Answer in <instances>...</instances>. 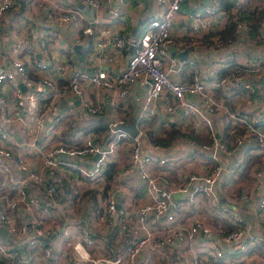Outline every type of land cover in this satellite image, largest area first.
I'll use <instances>...</instances> for the list:
<instances>
[{"label":"built area","instance_id":"1","mask_svg":"<svg viewBox=\"0 0 264 264\" xmlns=\"http://www.w3.org/2000/svg\"><path fill=\"white\" fill-rule=\"evenodd\" d=\"M154 1L157 12L142 22L138 34L101 26L96 51H90L93 23L100 21L94 11L115 0H67L66 5L46 7L47 13L38 17L46 26L39 30L30 24L26 36L15 37L14 57L6 66L5 18L20 0H0V264H237L229 251L249 255L259 244L264 257V232H252L241 212L222 209L217 188L222 154H239L234 151L243 145L264 148V92L257 94L253 79L258 75H251L264 71V48L245 61L238 52L226 51L229 45L239 48L236 38L249 35L244 11L254 12L264 27V3L234 0L226 8L211 0L212 6L192 13L185 20L187 28L177 34V12L187 0ZM188 1L199 5L202 0ZM79 2L90 13H83ZM113 14L123 16L118 9ZM66 23L81 26L77 38L84 51L57 59L56 45ZM115 45L133 47L120 70L114 67V53L103 51ZM183 50L189 54L180 56ZM209 50L217 56L203 53ZM195 61L199 63L189 67ZM5 84L12 86L13 97ZM135 84L146 85L137 117L130 106ZM99 87L105 91L101 99L87 97L88 89ZM64 100L69 105L63 108ZM223 114L232 133L226 139L216 126ZM102 115L109 117L102 129L75 127L86 117ZM151 117H156L153 130L142 124ZM132 119L135 134L124 127ZM174 130L184 146L192 145L185 151L188 156L202 150L213 165L204 168L201 155L194 163L169 153L176 141L166 138ZM197 134L207 137L197 142ZM244 162L232 159L229 173H237ZM176 165L174 177L170 168ZM255 176L260 183L264 171ZM139 179L144 200L128 207L124 191L139 187ZM253 181L250 188L258 183L256 177ZM251 195L249 189L243 197L249 200ZM258 207L264 212V194ZM219 210L231 220L230 227H211L204 218ZM213 230L230 246L207 245L206 233ZM78 244L81 252L75 251Z\"/></svg>","mask_w":264,"mask_h":264},{"label":"crops","instance_id":"2","mask_svg":"<svg viewBox=\"0 0 264 264\" xmlns=\"http://www.w3.org/2000/svg\"><path fill=\"white\" fill-rule=\"evenodd\" d=\"M25 3H23V0H20L19 5L13 9L10 14L5 18V24H4V30L2 33V40H3V63L6 66H10L11 59L14 57V51L12 50V41L15 37H23L26 36L25 30L28 28L30 24H34V26L38 27L39 30L43 29L46 25H42V19L38 18L42 13H47L46 7H52L60 5H66L67 0H34L31 3L24 0ZM253 2H258L261 5L264 3V0H252ZM211 0H202L199 5H195L192 1H184L181 3L180 10L177 12L179 13L175 23H174V31L177 34L183 33V30L187 28V21L191 19L192 13H197L204 11L207 6H212ZM220 4L226 8L230 7L233 3H231V0H221ZM79 5L81 6V10L83 13H90L87 11V8H84V4L82 2H79ZM38 6V7H37ZM114 6V8H112ZM114 9H118V11L123 15L121 18L116 17L113 14ZM100 16V21L93 23V29L94 33L91 34L92 43L90 45V51H96V40L95 36L100 33L101 26L106 25L108 27H111L113 29H116L120 31L123 34H138L142 22H144L149 16L154 15L157 12L156 3L154 0H115L113 5H110V7H100L94 11ZM31 13H36L34 15V19L31 18ZM40 13V14H38ZM93 13V11H91ZM250 14V13H245ZM88 19V16H87ZM141 19V22L139 23V20ZM254 19H250V21H253ZM186 22V23H185ZM257 26L253 27L251 26L249 35L247 37H238L236 38V42L240 43V47L238 48L237 45H229L226 49L227 53L230 54L232 52H238L240 55L241 61H245L247 58V55L250 53H256V51H259L264 48V46H261L264 44V27L261 26L256 20ZM59 24V23H57ZM138 26V29L136 33H134L135 27ZM63 28V38L58 41L57 50H56V58L57 59H67L72 52H82L84 51V48L82 47V44L77 38V35H82V29L81 26H77L75 23H66L65 26H62ZM229 30V29H228ZM227 30V31H228ZM78 35V36H79ZM37 38V37H36ZM81 44L80 48L76 49V44ZM92 49V50H91ZM133 47L129 49H123L115 46L105 47L103 48V51H110L113 52L116 61L114 64V67L117 68V70H120L122 67H124L126 63V59L132 51ZM87 50V49H85ZM186 55L189 54L187 50ZM182 52V51H181ZM206 56L210 55L211 57L217 56V53L214 50L204 51L203 52ZM200 56L203 58L202 51H200ZM38 55L41 58H45V53H38ZM78 54H76L77 56ZM185 55V56H186ZM190 56V55H189ZM199 63L195 61L193 62L189 67H195L194 65H197ZM113 66L112 64H110ZM91 67V65H89ZM29 70L32 71L33 67L28 66ZM226 70H229L227 68ZM56 73V70H54ZM257 74L258 78L256 80L253 79L254 82L258 83V89L257 94H261L264 92V71L262 73L252 72L251 75ZM5 91L9 94V96L13 97L12 94V86L9 84L4 85ZM146 89V85L142 86L140 84H135L134 87L131 89L130 96L133 98V101L131 103V108L134 109L133 117L138 116L139 111V102L140 99ZM104 89L103 88H94V89H88L87 90V97L91 98L94 101H97L101 99L104 96ZM224 94V93H222ZM221 94V95H222ZM71 100V99H70ZM75 103L74 104H80L79 99L73 98L72 99ZM66 102V103H64ZM69 102L67 100H64L62 102V107L68 106ZM232 107H236V104H233ZM111 107L109 105V102L107 101V109L109 110ZM121 112V108L119 109ZM226 115H221L218 117L216 121V126L218 130V134L221 135L222 138H229L232 133L230 131V124L226 123L224 121ZM109 117L102 115V117L95 119L93 116L86 117L79 121L76 128L83 129L84 131H89L91 129H102ZM134 120V119H132ZM131 120V121H132ZM130 121V122H131ZM136 121V120H135ZM143 125L146 127H150V129L156 127V117H151L147 119L146 121L142 122ZM241 124H238L240 127ZM73 134L72 132H70ZM67 134V133H66ZM154 134V133H153ZM172 133H170L169 136H167L166 140L168 139V142L170 141H176L175 145L169 147V153H177L180 155H184L187 159H191L195 162H197V159L201 156L205 157V163L204 168H208L213 165L214 160L210 158L209 156H206V154L201 150L199 151L198 157H194L196 155L191 154V157L188 156L189 153H186V150H190L192 147L189 145H185L181 142L179 139V134L177 133V130L175 131V135L171 136ZM68 135V134H67ZM67 135H65L67 137ZM155 135V134H154ZM198 135V134H197ZM201 135V134H200ZM207 137L206 135L201 136L200 139H204ZM72 138V137H71ZM25 142H23L22 145H20L17 149L19 151H22V147L25 146ZM254 145H243L241 148H237L234 152H238L239 154H222L221 163L223 165V171L221 174V177L217 183V188L221 190V207L222 209L226 206V208H230L231 211H238L241 212L243 215H245L251 223L252 232H255L257 234L264 232V212L259 210L258 202L261 194H264V179L260 181L259 178L255 176V173L257 170H263L264 171V148L258 149L253 148ZM260 150V152H258ZM188 156V157H187ZM194 158V159H192ZM245 159L246 164L245 166L239 170L235 174H231L228 171V167L230 164V161L233 159ZM194 168H198L197 165L194 166ZM179 167L172 166L170 168L171 173L174 177H176L178 173ZM257 179L258 183L254 188H250L249 185H253V180ZM144 182L139 179V187L138 186H130L127 187L124 191V198L125 201H127L128 207L132 206L136 202H141L144 200L143 194H144ZM252 190V195L249 200L245 199L244 193L247 190ZM229 193V195H228ZM232 195H235L239 197V201L236 198L231 197ZM175 196L181 198L183 196V193L181 192H175ZM237 200V201H236ZM214 212V211H213ZM220 212V213H219ZM222 213V214H221ZM206 213L204 215V218L208 221V223L211 225V227H217V226H224L225 228L230 227V219L226 217V215H223L224 212L221 210L213 214ZM201 238H205V234H200ZM214 242L220 243L222 246L229 247L230 244L227 243L219 234L216 232V230H213L212 233H206V244L211 245ZM223 246V247H224ZM232 246V245H231ZM263 247L261 244L255 246L248 254H244L241 251L234 249L233 252L228 253V255L232 258H235V260L238 261L237 264H262L264 263V257L261 255ZM179 263L178 261H173V264ZM60 264V263H58ZM205 264H209L206 262Z\"/></svg>","mask_w":264,"mask_h":264},{"label":"water","instance_id":"3","mask_svg":"<svg viewBox=\"0 0 264 264\" xmlns=\"http://www.w3.org/2000/svg\"><path fill=\"white\" fill-rule=\"evenodd\" d=\"M23 3H25L24 0H23ZM140 22H141V19L139 20V23ZM137 29H138V26L135 27V29H134L133 32L136 33ZM80 46H81V44L77 43L76 44V49L78 50L80 48ZM185 55H186V51L180 52V56H185ZM64 103H66V102H64ZM124 127L127 128V129H129L134 134L137 133V130L138 129H137V126H136L135 119L132 120L131 122H129L128 124L124 125ZM189 146H191V145H189ZM1 228L4 230V226H2Z\"/></svg>","mask_w":264,"mask_h":264},{"label":"trees","instance_id":"4","mask_svg":"<svg viewBox=\"0 0 264 264\" xmlns=\"http://www.w3.org/2000/svg\"><path fill=\"white\" fill-rule=\"evenodd\" d=\"M221 1V0H220ZM231 3H234V0H231ZM244 13V15H245V13H250V14H246V16H248L249 17V19H254L253 21H250V24H251V26H253V27H256L257 26V22H256V20H258V16H256L255 15V13L254 12H252V11H250V10H246V11H244L243 12ZM175 131L176 130H174L173 132H172V134H171V136H173V135H175ZM195 137H196V140H197V142L198 141H200L201 139H200V137L198 136V135H195ZM169 139V138H168ZM168 139H167V141H168ZM200 143V142H199Z\"/></svg>","mask_w":264,"mask_h":264},{"label":"clouds","instance_id":"5","mask_svg":"<svg viewBox=\"0 0 264 264\" xmlns=\"http://www.w3.org/2000/svg\"><path fill=\"white\" fill-rule=\"evenodd\" d=\"M82 247H83L82 245H79V244L76 245V246H75V251H76V252H81ZM83 259L87 260V259H88L87 255H84V256H83Z\"/></svg>","mask_w":264,"mask_h":264},{"label":"rangeland","instance_id":"6","mask_svg":"<svg viewBox=\"0 0 264 264\" xmlns=\"http://www.w3.org/2000/svg\"><path fill=\"white\" fill-rule=\"evenodd\" d=\"M149 129H150V127H149ZM198 154H199L198 152L193 153V155H198Z\"/></svg>","mask_w":264,"mask_h":264}]
</instances>
